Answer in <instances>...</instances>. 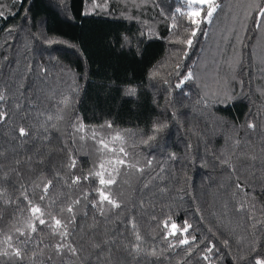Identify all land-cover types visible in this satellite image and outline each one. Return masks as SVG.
I'll return each mask as SVG.
<instances>
[{
    "label": "trees",
    "instance_id": "trees-1",
    "mask_svg": "<svg viewBox=\"0 0 264 264\" xmlns=\"http://www.w3.org/2000/svg\"><path fill=\"white\" fill-rule=\"evenodd\" d=\"M93 2L0 0V251L23 254L0 264L264 258V0H216L211 22L198 28L176 12H188L186 0ZM232 14L240 18L224 29ZM187 39L190 46L178 42ZM99 171L115 183L100 185L90 175ZM97 189L120 207L99 204ZM29 200L48 224L33 219ZM51 217L67 225L78 257L56 253ZM165 221L192 225L190 251L169 247L182 237L168 235Z\"/></svg>",
    "mask_w": 264,
    "mask_h": 264
},
{
    "label": "snow or ice",
    "instance_id": "snow-or-ice-1",
    "mask_svg": "<svg viewBox=\"0 0 264 264\" xmlns=\"http://www.w3.org/2000/svg\"><path fill=\"white\" fill-rule=\"evenodd\" d=\"M186 5L188 8V12L185 13L183 12L181 9L177 8L176 12L180 13L181 15H187L189 22L192 25H195L197 28L199 27V25L204 22H211V18L214 14V12L217 10V8L220 7L219 4L216 3V0H186ZM93 7H100L99 4L95 3V0L93 2ZM258 7V16L259 19L257 20V25L259 26L260 24H264V7H259V5H257ZM203 13V15H202ZM0 16H3V12L0 11ZM173 19H175V14L173 15ZM173 28L176 27V25L172 26ZM196 35V31H192L191 32V36H195ZM180 43H186L187 45H191L192 44V39H187L186 41H178ZM179 67V66H177ZM193 77V74L189 71L184 77L183 80L181 81V84L184 83V81H188L191 80ZM181 85L178 84L177 87H180ZM129 94H134L135 90L134 89H129L128 90ZM6 100V96L0 92V101H5ZM17 107H19V105H17ZM7 113L0 110V122H2L5 117H6ZM49 120L52 119L51 117L48 118ZM108 127H111V124L109 123L107 125ZM249 129H254L256 127L255 124L249 123L248 125ZM81 127H83L81 125ZM162 129V126L160 125H154L153 126V130L158 132ZM19 135L21 137L27 136L28 132L26 131V129L24 127H20L19 128ZM93 138H95V136H93ZM114 140H121L122 141V136H120V134H117L115 137H113ZM155 139L154 136L149 137V140ZM101 145L104 148H107L108 145L104 143L103 140L100 141ZM144 143H147V141H144ZM119 152L124 153V155L126 156L127 153L125 152L123 147L119 148ZM172 158H175L174 156ZM254 159V157H253ZM124 161L123 160H119L117 161V164H123ZM149 166L151 165V161H148ZM72 166H75V162H73ZM100 168L103 169L104 165L101 164ZM140 171H143L142 169H140ZM90 175H94L96 177H99V183L100 185L104 186L105 188L107 186H110L112 184L115 183V176L112 173H109V178L105 179L104 178V173L103 171H99V172H95V173H90ZM88 176H85L84 179H88ZM80 181V177H76L75 180L73 181V183H78ZM51 185V181H48L45 185H44V192L47 193V190L49 188V186ZM239 186V185H238ZM97 192L99 193V204H103L104 202H107L109 205H111L113 208H118L120 207V205L113 200L110 195L106 194V192L103 189H97ZM3 192L2 190H0V195H2ZM27 200V196L25 195L24 197ZM45 197L41 196L40 199L43 200ZM5 203H8V201H5ZM29 205H30V209H31V213H32V217L35 220H38L40 225H45L48 224V222H46L44 219H42L41 217L44 215V213L41 211V209L38 206H33L32 202L29 200L28 201ZM74 203H79V201H75ZM93 206L95 207L96 204H93ZM67 211L69 213L73 212V209L71 206H69L67 208ZM101 211V215H103V208L100 209ZM171 218L169 217V220ZM73 220H74V216H73ZM51 227H52V232L54 235H59L61 238V242H58L54 247H55V251L57 254L63 253V252H67L70 253L72 257H78L79 256V250L77 249V247L73 246L71 243H67L65 242L68 238V236L70 235L69 231H68V227L67 225L62 224L61 220L56 219L55 217H51ZM72 221H69V223H71ZM27 227L32 231L35 232L37 230V227L35 224L29 223L27 225ZM133 228H135V225H133ZM164 228L168 229V235L171 236H175L177 234V232L180 233L181 235V239H179L178 244L177 245H169V247H173V246H181V245H189V251L191 250V245L193 244V242H195L196 240V236L195 235H191L190 234V229H192V225L188 224L187 221H185L184 226L182 228H178V226L175 223L171 224V228L169 229L168 227V221L164 222ZM17 231H19V229H17ZM23 234V233H22ZM189 235H191V239H189ZM167 239V236L165 237ZM8 240H11V237H8ZM135 240L137 241V243L133 244L131 246V251L139 254L142 249L140 248V244L139 242L142 240V237L139 235L138 232L135 233ZM104 243H107V241H105ZM225 244H227V241L224 242ZM9 247H11V244H9ZM93 248H100L99 244H93L92 245ZM214 245L209 246L207 248V252L211 253L213 251ZM253 252L256 251V248L253 247L252 249ZM151 255L155 256L156 253L155 251H153L151 253ZM14 256L16 258L19 259H23V254L22 251L20 249H15L12 252H9L7 249L0 251V257H11ZM204 260H208L209 256L205 255L203 256ZM242 260L246 259V257H241ZM252 264H264V258H261L259 256H257L253 261Z\"/></svg>",
    "mask_w": 264,
    "mask_h": 264
},
{
    "label": "rangeland",
    "instance_id": "rangeland-1",
    "mask_svg": "<svg viewBox=\"0 0 264 264\" xmlns=\"http://www.w3.org/2000/svg\"><path fill=\"white\" fill-rule=\"evenodd\" d=\"M240 18V16L239 15H237V14H232V17H231V21H230V23H229V26L228 27H226V28H224V29H227V28H229V27H234L235 25H236V23H237V21H238V19ZM232 30V29H231Z\"/></svg>",
    "mask_w": 264,
    "mask_h": 264
}]
</instances>
